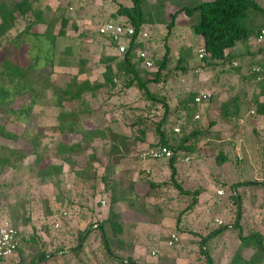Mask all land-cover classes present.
Listing matches in <instances>:
<instances>
[{
  "label": "rangeland",
  "instance_id": "374dc122",
  "mask_svg": "<svg viewBox=\"0 0 264 264\" xmlns=\"http://www.w3.org/2000/svg\"><path fill=\"white\" fill-rule=\"evenodd\" d=\"M5 1L13 2V0ZM199 1L201 0H142L141 7L145 18L142 30L147 34L144 47L154 55L155 59L163 56L165 45L169 46L172 54L171 62L161 76L160 82L157 86H152L151 89L160 95H166L171 108L177 106L181 92L184 93L183 97L189 93H196L197 97L201 94L210 95L214 103L209 109V118L217 121L213 130L216 133L218 131L221 133L225 150H232V147L229 146L231 143L233 147L234 145L239 146L240 150L244 151L254 147L255 142L259 141L260 136L252 132L251 128L255 127L258 122L264 121V117L257 116L253 106L247 104L251 95L260 93L259 83L264 79V76L256 79L251 76L252 73L263 72L261 68L254 66L251 71L248 68L249 64L255 61H264V55L251 58L249 53H254L258 48L264 47V43L259 44L251 39L249 43L239 44L235 50L230 52L236 55V60L231 67H241L242 74H236L228 66L224 72L204 69L203 62L198 57L201 40L192 32V24L197 22L198 14L193 18H187L180 14L169 32L166 27L169 22L168 15L174 13L179 6L191 7L198 4ZM258 2L264 7V0ZM131 5L132 0H84L83 6L77 7L76 11L70 14L75 26L69 25L65 30V35L57 37L56 33L60 26L55 19L63 12L61 0H41V5H37V7L43 8L45 22L34 28L33 31L38 34L36 36L21 35L16 42L18 46L21 45V48L16 47L18 50L11 44L4 45L3 42H0V63L8 55L16 59L18 66L22 68L25 76L33 81L35 87V92L17 90L14 95L13 90L11 102L4 104V110H9L11 107L18 110L21 106L30 103L29 97L32 93L33 95L37 94L35 96L36 103L27 122L10 120L12 119L10 116L5 123L4 119L0 117V125L5 128L6 132L14 133L19 137L40 135L39 139L53 149V143L60 139L58 135L52 133L53 128L57 125V115L60 113L53 89L62 86L69 76L76 75L80 63L83 65V74L79 75L80 79H88L93 84L103 83L104 59L110 52L105 48L104 40L98 36L97 29L105 22L112 23L117 20V23L124 22L126 19L118 15V9L121 6L129 7ZM258 18L259 16L256 15L250 20L255 28L261 24ZM23 27L24 25H21L13 29L10 37L15 36ZM46 32L54 37L50 56L47 49L51 41L45 38L44 33ZM67 47L71 49L70 57L63 55L64 49ZM111 53L113 52L111 51ZM178 59L182 62H179ZM32 65H36L35 69L32 68ZM180 66L184 67V71H179ZM146 71H142L144 77L151 75L154 69ZM163 80H165L164 83ZM122 81V78L115 77L114 83L117 89L112 90H116L117 93ZM17 83L22 84V80L18 79L15 81V84ZM233 87H235V91H231ZM107 89L109 86L105 85L94 98L86 95L84 102L78 101L74 104L73 108L79 114V130L73 135H63L61 140L67 144H81V149L75 156L77 164L73 166L74 170L79 171L85 168V159L90 154L94 155L96 161L101 162L102 155L108 154L110 147H113L116 154L115 159L119 164V171H116L115 178L133 183L135 180V193L143 194L147 191V181L151 179L159 182L169 180V170L165 166L167 160H144L141 156L158 140L153 125H149L146 141L134 144V131L127 125L134 122V107L143 105L134 103V93L128 95L126 102H121L123 103L121 105L124 106L118 108V102L113 103L112 99L105 94ZM235 92L247 93V97L243 98L247 111L241 115V121H238L239 129L234 134H229L225 129L227 127L218 124V107L220 102L229 99ZM206 105L201 106L202 112L205 111ZM113 107L114 109H112ZM122 109L124 112L121 111ZM111 111H115V114L118 113L120 116V118L114 119L117 126L113 129L123 136L117 140L110 139V137L104 140L100 138V134L106 133L109 128L108 124L113 121L114 113ZM158 113L159 110L157 113L150 114L153 119L151 123L158 121L160 117ZM203 123H205L204 120ZM260 138L264 140V133ZM0 147V157L5 156L6 158H10L9 150L11 149H17L26 154L31 151L22 139L13 140L1 135ZM236 148L238 149V147ZM237 149L233 148L230 153H236ZM199 150L207 151L204 147ZM31 159L29 157L22 160L19 157L10 158L3 169H0V224L16 225L22 238L19 250L5 262L0 261V264H22L33 259L39 261L38 256L41 253L48 256L46 260L37 262V264H120L108 259L101 243V235L96 230L86 239L82 252L77 256L69 255L71 252L53 256L56 249L68 250L74 247L77 244L78 232L84 230L87 225L85 222L78 225L77 228L70 224L69 215L63 210L64 205L60 204L61 198L68 197L71 200H76L82 198V193L86 197L91 194V199H87L88 205L90 203L93 206L90 223H98L106 218L108 202L98 193L101 185L96 184L97 188L89 190L87 186L82 188L74 184V175L67 172L66 166H64V172L59 176L52 175L49 179L41 181L30 168ZM56 160L59 162L60 159L56 155L54 156L53 151H50L49 154H46L40 168H46ZM253 165L257 168V164ZM214 167L215 163L212 158L202 160L186 158L176 166L177 180H181L185 188L199 187L200 189L199 207L189 216H182L179 213L185 208V198L175 195V191L167 183V186L165 185L157 192L158 196L146 200L144 204L146 214L135 212L134 209L128 208L126 203L116 204L114 208L123 215L124 227L123 234L116 236V239L122 241L119 244L122 248L115 250V253L124 259L131 255L133 260L139 264H205L204 257L200 253V241L213 230V226L215 228L219 226L215 222L216 219L221 221L222 225L229 224L234 220L232 213L223 208V205L228 204L232 190L226 187L223 189V195L218 197L214 187L204 188L211 180ZM102 172L101 166L96 167V177L102 175ZM259 173L264 179V172L259 171ZM226 180L232 182L231 176ZM59 189L63 192H60ZM212 198L220 200L217 211H215V207L209 208ZM49 208H52V212L56 211L57 214L49 216ZM158 208H160L159 211ZM263 208L258 210L257 217L254 218V215L248 211L249 207L246 206L242 222L244 230L247 232L257 230L264 235ZM212 214H216L215 223L213 226L209 225L203 229L204 224L200 220L202 215L206 220L210 219ZM177 221L179 225H176ZM65 223H68V229L71 227L69 231L65 228ZM171 235H175L177 240L168 247L167 242ZM236 245L235 236L232 234L214 242L210 241L207 247L209 254L213 257V264H228L236 250ZM250 254L251 251H246L244 256L248 258Z\"/></svg>",
  "mask_w": 264,
  "mask_h": 264
},
{
  "label": "trees",
  "instance_id": "16d2710c",
  "mask_svg": "<svg viewBox=\"0 0 264 264\" xmlns=\"http://www.w3.org/2000/svg\"><path fill=\"white\" fill-rule=\"evenodd\" d=\"M37 1L38 0H13V2H6L5 0H0V42H3L4 45L11 44L17 49L16 47L21 48V45L18 46L16 44L21 35L27 34L30 36H36L38 34L33 30L38 25L43 24L45 18L43 8L36 6ZM61 4L63 12L57 19H55L59 22L60 26L59 31L56 33L57 37L65 35V30L69 25L73 27L75 26V22L70 17V13L62 0ZM141 4L142 0H132L131 6H121L118 9V15L124 17L126 20L122 23H117V19V21L112 22L113 24L121 25L123 27H131L135 30V36L132 37L125 53H118L116 51V44L110 38L98 34V36L104 40L105 48L110 52L106 59H104V85L103 83L93 84L88 79H80L79 75L83 74V65L80 63L76 75L69 76L62 86L53 89V94L56 96V104L60 108V113L57 115V125L52 130V133L58 135L60 139H58L56 143H53V149L39 139L40 135H22V137H19L14 133L6 132L5 128L0 125V135L2 137L13 140L22 139L23 143L31 150L26 154L22 153L23 151L21 152L17 149H11L9 150V156L13 159L19 157L21 160L28 157L30 159L32 158L30 168L36 173L38 179L45 181L52 175L57 177L64 172L63 169L64 166H66L68 169L67 172L74 175V184L79 185L82 188L87 186L89 190H94L97 185H101L98 193L100 194V197L108 202L106 218L98 223H90L89 220H91L90 216L92 213L91 211H93V206L90 203L88 205L87 199H91V194L86 197L84 196V193H82V198H77L76 200H71L68 197L64 199L61 198L60 204L62 203L64 205L63 210L68 213L70 224L72 226H77V228L78 225L80 226V224L85 222H87V225L84 230L78 232L77 244L74 247H71L68 250L63 248L56 249L53 256L66 254V252H71L69 255L77 256L82 252L86 239L94 230H96L99 231V234L101 235V243L108 259L114 260L120 264H139L133 260L131 255H128L127 258L124 259L121 255L115 253V250L122 248V246L119 245L122 241L116 239V236L123 234L124 225L123 215L116 211L114 206L119 202H123L126 203L128 208L134 209L135 212L146 214L144 209L146 200L158 196L159 193L157 192L162 187H165L167 183L170 185V188L175 191V195L180 196V198L182 197L183 199L185 198V208L179 213L182 216H189L198 209L197 207H199L200 189L199 187L185 188L182 181L177 180L178 174L176 166L182 163L186 158H188V160L212 158L215 167L211 173L209 184L204 188L207 189L210 186L214 187L216 189V196H218L217 190L219 189L223 191L224 188L228 187L232 190L228 204L224 203L225 205H223V208H226L227 211L232 213L234 220L229 224H221L215 228L213 224L215 223L214 220L216 214H212L211 218L206 220L204 215H202L200 220L204 224L203 229L207 228L209 225L213 226V230L207 233V235H205L200 241V253L204 257L205 264H213V257L209 254L207 247L209 242L224 238L228 234L234 235L237 243L236 250L228 264H264V235L257 230L248 232L244 230L245 227L242 222L245 213L243 205L246 195L244 192H238V187L243 185L260 188L263 191L261 206L264 207V179H262V181L248 183L237 182L228 184L224 178L221 172V166L225 163H230L237 168L243 166L241 163L242 160L238 161L237 159H230V152L225 150V145L223 144L224 140L221 133L219 131L216 133L213 130L217 125V121L209 118V109L214 103L211 96L206 101L196 103V93H189L186 97H183L184 93L181 92L179 94L181 98L179 99L177 106L171 108L166 95H160L157 91L151 89L152 86H157L160 82L161 76L165 73L171 62L172 54L169 46L165 45L163 56L159 59H155L154 55L149 53V50L144 47L145 39L141 38V33L143 32L142 25L145 23V18ZM180 14H183L187 18H193L198 14L197 22L192 24V32L201 40V49H203L205 56L200 58V60L203 62L204 69L220 70V72H224L226 71V66H228L236 74H242L241 67H231L232 63L236 60V55H233L230 52L235 50L239 44L249 43L250 40L255 39L259 33L264 22L261 23L258 28H255L250 21L251 18L256 15L264 18V8L259 5L258 0H201L198 4L191 7L179 6L174 13L168 15L169 22L166 26L168 32L174 27V21ZM21 25H24L23 29L15 36L10 37L11 31ZM44 36H46L45 38L47 40L51 41L47 49V52L49 53L48 55L50 56L54 37L47 32L44 33ZM22 45H24V43H22ZM137 50L149 53L153 63L151 69H154L151 75L145 77L142 75V71L151 69H145L141 66L142 61L136 54ZM111 51L113 53H111ZM63 55L65 57H70L71 49L69 47L65 48ZM257 55H264V47L258 48L254 53H249V57L251 58H254ZM178 61L182 62L180 59H178ZM18 65L17 60L11 58L9 55L0 63V117L4 119L5 123L10 116L12 118L10 120L27 122L30 112L36 103L35 96L37 94L35 93L33 95L32 93L29 97L30 103L27 105L21 106L18 110H15L13 107H11V109L9 108V110H4V104L11 102V97L17 93V90L35 92L33 81H30L28 77L25 76L24 71ZM34 66L36 65H32L33 69H35ZM254 66H258L263 72L252 73V78L256 79L264 76V61L259 60L249 64V71H251ZM179 71H184V67L180 66ZM115 77L123 79L117 93L116 90H112L116 88L114 83ZM18 79L22 80V84H15V81ZM165 80L162 82L164 83ZM262 80L263 81L259 83L261 87L260 93L258 95H251L247 102V104L253 106L254 113L257 116H264V79ZM105 85L109 86V89L105 91V94L112 99L113 103L118 102V108L124 106L121 105L123 104L121 102H126V97L132 92L134 93V103L137 105L143 104L141 107H134V122L127 125L128 128L134 131V144L137 142L144 143L146 141L148 130L150 129L149 125H153V130L158 140L150 147V149L165 147L171 151V156L169 158L161 159L167 160L165 166L169 170V180L159 182L155 181V179H151L150 181H147V191L143 194L135 193V180L133 183L132 181L127 182L125 180L124 182L121 179L117 180L115 178L116 171H119V164L115 159L116 154L113 147H110L108 154L102 155L101 162L96 161L94 155L90 154L85 159V168L79 171L74 170L73 166L74 164H77L75 156L76 153L80 151L81 144H67L61 140L63 135H73L79 130V114L78 111L73 108L74 104L78 101L84 102V99H86L84 96L86 95L94 98L97 96L98 91H101V88ZM234 88L235 87H233L231 91H235ZM13 90L14 92L12 95ZM246 97V92H235L232 97L219 103L218 124L220 123L227 127L225 129L228 130L229 134H234V132L239 129L238 121L244 112V104L246 103L243 98ZM204 104H207V107L205 111L202 112L201 106ZM112 109H114V107ZM123 109L121 111H123ZM158 110V116H160L158 121L156 123H151V120L153 119L150 114L157 113ZM111 112L114 113L112 116L113 121L108 124L109 128L106 133L102 132L100 134V138L104 140L107 137L117 140L123 136L119 135L113 129L117 126L114 119L120 118V116L118 113L115 114V111ZM195 116H198V118L194 119ZM203 120L205 123H203ZM175 129H178V132H175ZM124 140L127 139L124 138ZM259 141L261 144L260 149H262L264 153V142L261 140ZM259 141H257V143ZM232 145L233 144L229 143V146L233 148ZM201 147L206 148L207 151L199 150ZM50 151H53L54 156L56 155L60 159L59 162L56 160L54 161L55 163L53 162L46 168H40L46 154H49ZM10 158H6L5 156L0 157V169H3L5 163L10 161ZM100 166L103 168L102 175L96 177L95 169ZM59 190L60 192H63L61 189ZM219 204V199L212 198L210 200L209 208L215 207V211H217ZM228 205L229 207H227ZM51 209H48V213L49 216L52 217L55 216L57 212H52ZM157 210L159 211L160 208ZM179 220L180 217L178 218V221ZM178 221L176 222V225H179ZM67 224L65 223V228L69 231L71 227L68 229ZM12 227L17 232L18 251L22 245V238L20 237L18 227L16 225ZM246 251H251L248 258L244 256ZM47 256L48 255L45 253H41L38 256L39 261L33 259L28 263L23 262L22 264H37V262L40 263L46 260ZM10 257H0V261L5 262V260Z\"/></svg>",
  "mask_w": 264,
  "mask_h": 264
},
{
  "label": "built area",
  "instance_id": "2783aa9c",
  "mask_svg": "<svg viewBox=\"0 0 264 264\" xmlns=\"http://www.w3.org/2000/svg\"><path fill=\"white\" fill-rule=\"evenodd\" d=\"M64 5L67 7V10L70 14H73L76 11V8L83 6L84 0H62ZM97 33L101 36L110 38L116 44V51L120 54L125 53L129 47V43L132 40V37L135 36V30L131 27H123L121 25H116L113 23H105L98 27ZM147 34L142 32L141 38L145 39ZM256 43H264V24L261 26L259 33L254 39ZM138 58L142 61L141 66L145 69H151L153 67L152 60L149 56V53L146 51H136ZM205 53L203 49H199V58H203ZM210 98V95H200L195 98L196 103H201ZM252 113V112H251ZM198 116H195L197 119ZM175 132H178V129H175ZM142 158L149 160H161L169 158L171 156V151L165 147L152 148L142 153ZM223 194L222 190L217 191V195L221 196ZM219 225L222 224L221 221L215 220ZM177 239L175 235H171L167 246H172L173 242ZM18 248V239L16 230L8 224H0V257L7 258L12 256Z\"/></svg>",
  "mask_w": 264,
  "mask_h": 264
},
{
  "label": "crops",
  "instance_id": "0c3cea01",
  "mask_svg": "<svg viewBox=\"0 0 264 264\" xmlns=\"http://www.w3.org/2000/svg\"><path fill=\"white\" fill-rule=\"evenodd\" d=\"M258 1H260V0H258ZM36 4L38 6L41 5V0L38 3L36 2ZM260 6L263 7L262 5H260ZM258 21H260V23H263L264 18L259 16ZM245 111H247V110L244 109V112ZM261 117L263 118L264 116H260V118ZM260 118H259V121H261ZM239 121H241V119ZM251 131L254 133H258V136L261 137L264 133V121L258 122L255 127L251 128ZM260 137H259V140L264 142V140ZM260 145H261L260 141L258 143L256 141L254 147H252L250 149H245L244 151L240 150L239 146L234 145L233 148L237 149L236 147H238V149H237L238 151L234 154L230 153L232 155H230L229 157L232 160H235V159H237L238 161L242 160L241 163H242L243 167L237 168V167H234L230 163H225L224 165L221 166V172H222L224 178L226 179L229 176H231V178H232V182H228V184H233V183H237V182L248 183V182H253V181H262L261 174L259 173V171L264 172V153H263L262 149H260ZM233 148H232V150H233ZM231 151H228V152H231ZM254 163L257 164V168L254 167V165H253ZM238 192H240V193L244 192L245 193L246 198L244 199V205H243L244 209L246 211V206H248L249 207L248 211H250L251 214L254 215V218H256L257 214H258L257 213L258 210L260 211L262 209L261 197H262L263 191L257 187L253 188V187L248 186V185H243V186L238 187Z\"/></svg>",
  "mask_w": 264,
  "mask_h": 264
}]
</instances>
